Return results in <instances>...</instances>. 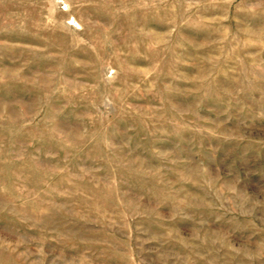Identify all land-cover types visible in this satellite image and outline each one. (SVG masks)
I'll use <instances>...</instances> for the list:
<instances>
[{
    "label": "rangeland",
    "instance_id": "374dc122",
    "mask_svg": "<svg viewBox=\"0 0 264 264\" xmlns=\"http://www.w3.org/2000/svg\"><path fill=\"white\" fill-rule=\"evenodd\" d=\"M0 264H264V0H0Z\"/></svg>",
    "mask_w": 264,
    "mask_h": 264
}]
</instances>
